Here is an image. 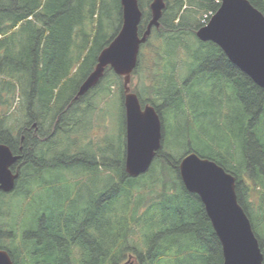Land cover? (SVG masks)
Segmentation results:
<instances>
[{
  "label": "trees",
  "instance_id": "trees-1",
  "mask_svg": "<svg viewBox=\"0 0 264 264\" xmlns=\"http://www.w3.org/2000/svg\"><path fill=\"white\" fill-rule=\"evenodd\" d=\"M151 1L138 0L139 34ZM247 1L264 16V0ZM163 2L159 27L140 47L131 74L142 76L133 88L141 106L160 115L161 148L148 171L131 178L124 172L123 78L107 67L74 99L120 29V0H0V144L20 156L12 167L15 188L0 193V211L5 196L26 203L42 185L54 189L57 180L41 182L53 171L100 181L82 204L65 185L64 197L46 202L26 227L0 224V249L13 264H124L129 257L134 264H222L204 207L179 177V161L191 152L235 177L264 264V89L195 36L220 0ZM19 97L26 122L14 131L5 121ZM111 98L121 113L117 144L105 137L98 148L70 154L84 119L90 131L94 111L103 105L104 112Z\"/></svg>",
  "mask_w": 264,
  "mask_h": 264
},
{
  "label": "water",
  "instance_id": "water-1",
  "mask_svg": "<svg viewBox=\"0 0 264 264\" xmlns=\"http://www.w3.org/2000/svg\"><path fill=\"white\" fill-rule=\"evenodd\" d=\"M121 26L109 44L101 50L93 71L80 84L75 100L96 86L107 67L123 78L124 172L137 178L150 168L161 148L162 124L152 105L141 106L130 91L131 74L138 61L140 47L153 28L159 27L163 0H152L151 18L142 34V12L138 0H120ZM200 42L216 45L227 60L264 89V16L247 0H220L206 25L195 32ZM20 159L10 148L0 144V193H11L18 178L12 171ZM178 173L187 192L198 196L222 251V264H263V254L251 223L239 205L236 179L215 162L191 152L179 161ZM0 264H13L0 249ZM124 264H134L131 257Z\"/></svg>",
  "mask_w": 264,
  "mask_h": 264
},
{
  "label": "rangeland",
  "instance_id": "rangeland-1",
  "mask_svg": "<svg viewBox=\"0 0 264 264\" xmlns=\"http://www.w3.org/2000/svg\"><path fill=\"white\" fill-rule=\"evenodd\" d=\"M140 79L142 76H132L129 83V89L131 92L133 88L139 85ZM22 99L19 97L15 99L13 107L10 109L8 113V118L5 121L6 125L11 127L14 131L19 130L23 127L26 122L25 114L19 111V107L22 106ZM105 105V104H104ZM98 106L99 109H101ZM99 109L94 111L92 115V124L91 130L88 131V128H85L86 118L83 122V127L79 129L77 134L76 148L70 152V154H75L77 151L84 149L86 146L93 145L92 147L98 148L100 145L102 146L103 140L107 137L108 141L111 142L112 146H115L119 140V132L121 126V113L118 101L115 98H111L107 100V104L104 107L105 116L103 115V111H99ZM100 117V118H99ZM167 117V116H166ZM168 119V117H167ZM169 120V119H168ZM71 142H74L71 140ZM74 152V153H73ZM78 171V170H77ZM106 173L102 172L100 177H104ZM83 177H80V176ZM52 179L57 180L54 183V189L51 186L42 185L41 189L37 192L35 197H32V200L25 203L24 200L21 199V196L18 197H9L5 196L1 201L5 202L3 207L1 208L0 214V224L9 222L16 223L17 225L21 224L25 227L27 219L31 217L36 211L38 212L45 203L48 201H58L61 197L65 195V185L68 187L69 192H73L76 197V201L79 204H82L86 201V198L89 195H95L98 183L100 182L97 178L96 174L85 175L82 173H76L74 170H58L49 173L48 175H44L43 180L41 182L51 181ZM75 179V180H74ZM78 181V183H76ZM68 182V183H65ZM100 184V183H99ZM31 188H35L37 186L34 183L30 184ZM53 190L52 192H50ZM50 192V193H49ZM41 201L43 204L41 205ZM8 207V208H7ZM8 212L12 217H15V220L11 219V216L5 215V212ZM17 218V219H16ZM264 230V227H263ZM262 230H260L261 232ZM263 235V234H262Z\"/></svg>",
  "mask_w": 264,
  "mask_h": 264
}]
</instances>
